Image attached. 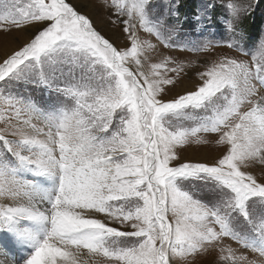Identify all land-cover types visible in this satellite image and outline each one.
Segmentation results:
<instances>
[{
    "label": "snow or ice",
    "instance_id": "obj_1",
    "mask_svg": "<svg viewBox=\"0 0 264 264\" xmlns=\"http://www.w3.org/2000/svg\"><path fill=\"white\" fill-rule=\"evenodd\" d=\"M256 3L198 10L203 28L222 6L227 47L250 59L203 61L194 79L172 57L140 58V30L174 47L181 0L159 15L155 0L3 3L0 87L21 90L0 97V264L18 249L19 264H264V32L247 48L238 27ZM82 8L122 26L120 44ZM210 144L211 159L187 155Z\"/></svg>",
    "mask_w": 264,
    "mask_h": 264
},
{
    "label": "rangeland",
    "instance_id": "obj_2",
    "mask_svg": "<svg viewBox=\"0 0 264 264\" xmlns=\"http://www.w3.org/2000/svg\"><path fill=\"white\" fill-rule=\"evenodd\" d=\"M4 2H6V0H0V8H2ZM215 2L218 3V0H215ZM155 3L157 14H163L167 0H155ZM210 3L211 0H181V5L178 11L183 17V23L180 24V27L175 32V34L171 36V41H168L169 43L174 44V47L171 49L165 47L164 44L158 41L155 37L150 36L143 30H140L141 39L147 41V43L151 45V47H147L141 53L140 57L141 60L145 62L146 66L150 67V65L153 63H160L164 57H172L184 64L186 66L185 71L191 72L194 79L196 69L203 70V61L211 62L224 57L250 59V57H242L240 53L227 47V43L224 40L228 38V34L224 31L223 24L220 23L219 19L224 15L222 6L217 4L213 8L209 9V15H211L213 18L212 24L205 23L203 28L197 26V22L193 19V17L199 9ZM81 11L88 12L92 16L98 29H100L106 37L112 38L117 45L120 44L119 40H115L113 32L122 35V26L107 24L105 22V17L107 15L106 11L102 9L92 10L90 8H82ZM152 18L155 19L156 17ZM175 22L176 21L174 17H169L167 21L169 24H174ZM238 27L243 28L246 31L247 39L242 41V43L245 47L251 48L255 40L257 39L258 41L261 33L264 32V0H257L252 13L246 16L238 25ZM164 35L165 39H167L169 34L165 32ZM237 39H239V37H237ZM207 41H212L215 47L209 48L207 51L200 52L185 50V48H191L192 46ZM8 47L13 48L15 45L9 41ZM251 50L254 51L255 48ZM189 62L192 63L193 67H187ZM160 72L165 75H172L169 69L163 65L160 69ZM191 84V80L185 79V86L191 87ZM20 90L21 88H18L12 84L6 87H0V97L9 92L18 93ZM6 117L7 113L5 112V107L3 105L2 99H0V128L4 126V120ZM206 138L211 139V137ZM193 148H197V146L193 145ZM218 151L219 148L217 146L210 144L199 146L195 153L189 152L187 155H195L198 158L206 156L208 159H211L217 154ZM185 183L187 185V182ZM191 187L199 188V182H193ZM223 245L225 249H227L229 246L233 249L239 248V246L235 242L230 241L229 238L224 239ZM240 251L247 255L249 259L257 258L256 254L252 253L250 250L240 249ZM225 254H227V251H225ZM9 255L14 260V256H16V254L13 252L9 253ZM213 255L219 256V248L215 250ZM184 264H199V260L197 258H189V260L185 261Z\"/></svg>",
    "mask_w": 264,
    "mask_h": 264
},
{
    "label": "bare ground",
    "instance_id": "obj_3",
    "mask_svg": "<svg viewBox=\"0 0 264 264\" xmlns=\"http://www.w3.org/2000/svg\"><path fill=\"white\" fill-rule=\"evenodd\" d=\"M153 57H154V56H153ZM14 253L16 254V256H14V260H13V258H11L10 255H9V258H10L12 261H14V264H19L18 261H20V260L23 258V256H24V250H22V249H18V250H16Z\"/></svg>",
    "mask_w": 264,
    "mask_h": 264
}]
</instances>
